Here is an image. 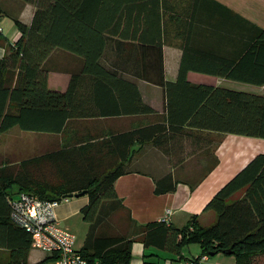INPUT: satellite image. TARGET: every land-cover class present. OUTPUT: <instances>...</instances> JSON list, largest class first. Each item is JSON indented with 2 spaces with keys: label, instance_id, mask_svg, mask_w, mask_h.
<instances>
[{
  "label": "trees",
  "instance_id": "trees-1",
  "mask_svg": "<svg viewBox=\"0 0 264 264\" xmlns=\"http://www.w3.org/2000/svg\"><path fill=\"white\" fill-rule=\"evenodd\" d=\"M23 1L36 8L30 23L15 18L21 35L15 42L6 43L7 51L0 58V132L14 126L61 132L72 117L156 113L159 118L131 130L76 140L18 162H1L0 246L9 248L10 254L8 262L0 264H41L29 262L32 236L10 216L9 197L20 191L42 199H62L86 191L83 195L88 201L80 212L90 225L81 251L91 264H131L136 239L146 247L175 254H181L190 243H198L201 254L194 258L196 264L201 256L219 252L234 255L236 264H256L254 257L264 253V152L257 153L216 191L205 207L216 213V219L207 225L193 214L182 226L154 220L142 224L139 236L129 234L132 217L115 181L126 172L136 143L153 141L169 152L170 139L177 134L191 135L192 129L264 137V94L192 83L188 71L194 64L185 60L177 80H167L159 43L158 75L147 68L142 72L145 80L164 89V111L159 113L143 99L137 80L123 77L101 57L107 35H128L120 31L122 16L130 22L132 13L139 10V17L146 18L145 7L152 8L149 3L161 7V0ZM144 18L138 19L137 14L133 22L142 26L147 22ZM257 31L238 61L219 57L208 71L264 84V27ZM144 45L143 57L151 50ZM58 48L84 60L65 90L53 89L48 83L50 68L46 62ZM177 181L170 171L156 179L155 191H173ZM119 210L125 212L121 224L114 219ZM148 256L143 264H160Z\"/></svg>",
  "mask_w": 264,
  "mask_h": 264
},
{
  "label": "crops",
  "instance_id": "crops-1",
  "mask_svg": "<svg viewBox=\"0 0 264 264\" xmlns=\"http://www.w3.org/2000/svg\"><path fill=\"white\" fill-rule=\"evenodd\" d=\"M152 4L149 3L152 8L145 7L146 18H141L147 22L142 26L133 22L137 14L141 19L139 10L132 11L130 22H125V16L121 17L120 31L128 35H107L101 60L123 77L137 80L143 99L159 113L164 111V89L142 76L144 68L152 75H158L159 43L162 44L167 80H177L181 62L185 60L194 64L188 71V79L192 83L225 85L264 94V84L208 71L215 67L219 57L238 61L252 44L258 27H264V0H161V7ZM35 8V4L23 0H0V23L3 25L0 58L7 51L6 43L15 42L21 35L15 18L30 23ZM143 44L151 49L145 57L142 54ZM83 63L82 56L74 52L61 48L54 50L46 62L50 68L49 86L58 90L67 89L73 73L79 72ZM158 115L72 117L63 131H34L31 140L27 139L31 134L14 126L2 132L5 139L0 147V163L18 162L76 140L131 130L157 121ZM192 133L172 137L169 145H164H168L169 152L153 141L134 145V153L126 163V172L115 181L117 193L132 217L127 228L129 234L139 236L142 224L161 220L167 209L172 210L170 222L177 226L187 223L193 214H198L202 224L212 223L216 213L205 208L209 200L257 153L264 152V137L212 129H192ZM170 171L177 176L176 188L157 193L156 179ZM199 176L203 177L193 186L191 182ZM87 201L88 196L81 195L60 203L56 212L61 223L66 225L65 220L81 214L80 208ZM132 253L131 264H143L146 254L150 259L159 260L160 264H183L187 258L198 257L201 247L198 243H190L181 254H175L154 246L146 247L141 239H136ZM9 254V248L0 246V261L8 262ZM255 258L257 264H264V253L257 254ZM199 264H236V258L219 252L200 259Z\"/></svg>",
  "mask_w": 264,
  "mask_h": 264
},
{
  "label": "built area",
  "instance_id": "built-area-1",
  "mask_svg": "<svg viewBox=\"0 0 264 264\" xmlns=\"http://www.w3.org/2000/svg\"><path fill=\"white\" fill-rule=\"evenodd\" d=\"M3 25L0 23V32ZM70 196L62 199H42L39 196L20 191L9 197L11 219L25 228L32 236V245L40 249L44 256L41 264H91L88 258L77 246V234L64 226L57 216L56 209L63 201H69ZM171 209H167L161 221H170ZM203 255L200 259L207 258ZM192 258H187L183 264H196Z\"/></svg>",
  "mask_w": 264,
  "mask_h": 264
},
{
  "label": "rangeland",
  "instance_id": "rangeland-1",
  "mask_svg": "<svg viewBox=\"0 0 264 264\" xmlns=\"http://www.w3.org/2000/svg\"><path fill=\"white\" fill-rule=\"evenodd\" d=\"M33 133L34 131L26 130V134L28 135L31 134L29 137L27 136L28 140L32 139ZM4 139H5V134L0 132V147H2V145L4 144ZM77 197L78 196H71L70 199L77 198ZM63 202H66V201H63ZM123 216H125V212L122 210H119L115 212L114 219L116 220V222L121 224V222L122 223L124 222ZM64 223H66L67 227H69L70 229L76 232L77 246L81 247L84 243V238L86 236L90 223L83 219L82 214H76L75 216L69 218L68 220H65ZM43 256H44V253L40 249L33 247L28 259L31 263H35L41 260ZM255 257H254V260L256 261Z\"/></svg>",
  "mask_w": 264,
  "mask_h": 264
},
{
  "label": "water",
  "instance_id": "water-1",
  "mask_svg": "<svg viewBox=\"0 0 264 264\" xmlns=\"http://www.w3.org/2000/svg\"><path fill=\"white\" fill-rule=\"evenodd\" d=\"M85 192H86V191L79 192V193L75 194V196H81V195H83Z\"/></svg>",
  "mask_w": 264,
  "mask_h": 264
}]
</instances>
